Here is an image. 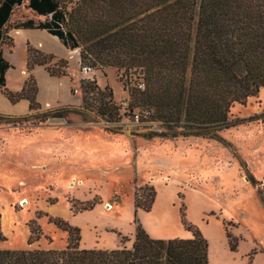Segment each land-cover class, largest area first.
<instances>
[{
	"label": "rangeland",
	"instance_id": "rangeland-1",
	"mask_svg": "<svg viewBox=\"0 0 264 264\" xmlns=\"http://www.w3.org/2000/svg\"><path fill=\"white\" fill-rule=\"evenodd\" d=\"M76 1L66 0L67 9ZM29 18L45 19L24 0L11 22ZM13 33L8 32L11 39ZM12 49L6 40L0 48L5 59ZM81 67H68L61 77L46 71L60 86L65 80L69 86L55 104L39 102L36 111L14 109L0 90V232L5 238L0 250L63 249L66 235L49 218L77 227L80 248L103 250L130 249L135 222L156 240L191 238L185 223L206 240L208 264H264V89L245 105L236 104L230 119L244 121L215 137L149 138L165 131L161 123L129 116L106 122L95 114L98 100L89 101V109L82 103L81 84L94 82L110 91L122 114L120 103L128 102L127 87L139 82L136 76L126 78L112 67L85 75ZM10 70L5 88L13 91L6 79ZM66 98L72 102L64 103ZM62 107L77 112L42 116ZM92 202L91 211H78ZM148 206L145 212L142 207ZM38 213V225L52 243L42 237L28 246V222ZM119 236L126 237L124 244Z\"/></svg>",
	"mask_w": 264,
	"mask_h": 264
},
{
	"label": "trees",
	"instance_id": "trees-1",
	"mask_svg": "<svg viewBox=\"0 0 264 264\" xmlns=\"http://www.w3.org/2000/svg\"><path fill=\"white\" fill-rule=\"evenodd\" d=\"M23 3L0 0V48L6 40L13 48L11 29L45 30L67 49L79 50L81 66L112 67L126 78L136 76L139 82L127 87L128 106L122 114L110 91L97 89L94 82L81 84L82 103L89 109L92 100H98L95 114L106 122L138 116L139 122L161 123L165 131L152 132L149 138L215 137L243 122L230 119L231 109L264 89V0H77L70 9L66 0H27V8L45 19L12 23L14 10ZM36 66L57 77L65 76L68 68L67 61L28 45V76L21 90L10 91L5 74L13 67L0 50V90L12 105L25 100L28 111L40 109L32 73ZM64 112L77 111L62 107L42 116ZM95 205L88 203L78 211H91ZM142 209L150 211L149 206ZM39 219L38 213L28 222V246L42 237L52 243ZM49 223L65 233L63 249H4L0 264H208L206 240L185 223L191 238L156 240L135 222L132 247L112 250L82 249L77 227L58 218H49ZM227 239L235 250L229 234ZM126 240L120 237L121 244Z\"/></svg>",
	"mask_w": 264,
	"mask_h": 264
},
{
	"label": "crops",
	"instance_id": "crops-1",
	"mask_svg": "<svg viewBox=\"0 0 264 264\" xmlns=\"http://www.w3.org/2000/svg\"><path fill=\"white\" fill-rule=\"evenodd\" d=\"M13 51L10 54V63L13 65L10 72L6 75V79L10 89L13 91H19L22 89L24 81L26 80L28 73L26 71L27 60V46L30 45L33 48L49 55H53L56 59L67 61L68 67L73 70L79 63V51L67 49L57 37L49 34L45 30L37 29H18L13 30ZM38 86L37 101L43 104H55L60 94H64L69 86L68 81H62L61 86L58 82H55L52 77L48 75L44 67L36 66L32 71ZM11 74L10 80L8 75ZM46 93V96L44 95ZM47 97V98H45ZM62 98H65L62 96ZM64 103L72 102V99H63ZM12 105V104H11ZM15 108L21 107L28 109V102L22 100L15 104ZM6 211H11L8 208ZM66 211H69L66 209ZM7 215V214H6ZM8 218V216H6ZM9 219V218H8ZM11 222V221H10ZM13 224V223H12ZM9 230V228H7ZM29 236V231H28ZM4 237V236H3ZM28 239V238H27ZM27 242V241H26ZM4 250V249H1ZM13 250V249H9ZM19 250V249H15Z\"/></svg>",
	"mask_w": 264,
	"mask_h": 264
},
{
	"label": "built area",
	"instance_id": "built-area-1",
	"mask_svg": "<svg viewBox=\"0 0 264 264\" xmlns=\"http://www.w3.org/2000/svg\"><path fill=\"white\" fill-rule=\"evenodd\" d=\"M81 70L83 72V74L88 75L91 72H93V69L90 66H83L81 67ZM144 87V85L142 83L138 84V88L142 89ZM121 109L124 112L128 106V102L123 101L122 103H120ZM135 121H138V116H135L134 118Z\"/></svg>",
	"mask_w": 264,
	"mask_h": 264
},
{
	"label": "bare ground",
	"instance_id": "bare-ground-1",
	"mask_svg": "<svg viewBox=\"0 0 264 264\" xmlns=\"http://www.w3.org/2000/svg\"><path fill=\"white\" fill-rule=\"evenodd\" d=\"M108 209H110V208H108Z\"/></svg>",
	"mask_w": 264,
	"mask_h": 264
}]
</instances>
